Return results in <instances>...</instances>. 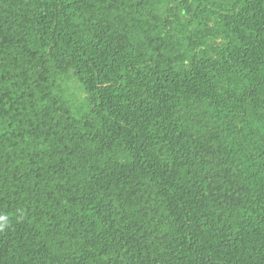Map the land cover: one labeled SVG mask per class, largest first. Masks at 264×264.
<instances>
[{"label": "trees", "instance_id": "16d2710c", "mask_svg": "<svg viewBox=\"0 0 264 264\" xmlns=\"http://www.w3.org/2000/svg\"><path fill=\"white\" fill-rule=\"evenodd\" d=\"M0 264H264V0H0Z\"/></svg>", "mask_w": 264, "mask_h": 264}, {"label": "clouds", "instance_id": "9594fccd", "mask_svg": "<svg viewBox=\"0 0 264 264\" xmlns=\"http://www.w3.org/2000/svg\"><path fill=\"white\" fill-rule=\"evenodd\" d=\"M5 219H6V217L0 216V221L5 220ZM0 226H2V225H0Z\"/></svg>", "mask_w": 264, "mask_h": 264}]
</instances>
